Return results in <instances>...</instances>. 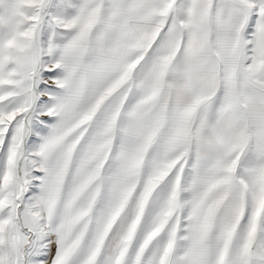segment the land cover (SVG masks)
I'll return each instance as SVG.
<instances>
[{"label": "snow or ice", "instance_id": "obj_1", "mask_svg": "<svg viewBox=\"0 0 264 264\" xmlns=\"http://www.w3.org/2000/svg\"><path fill=\"white\" fill-rule=\"evenodd\" d=\"M0 264H264V0H0Z\"/></svg>", "mask_w": 264, "mask_h": 264}]
</instances>
